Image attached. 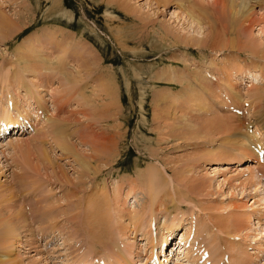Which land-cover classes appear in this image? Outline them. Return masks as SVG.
<instances>
[{
    "label": "rangeland",
    "instance_id": "obj_1",
    "mask_svg": "<svg viewBox=\"0 0 264 264\" xmlns=\"http://www.w3.org/2000/svg\"><path fill=\"white\" fill-rule=\"evenodd\" d=\"M177 1L0 0V12L12 22L9 35H0V117L17 118L24 107L35 109L31 117H21L35 124L29 134L12 137V132L5 137L0 126V192L15 185L13 209L27 215L46 210L45 216L57 223L50 237L33 240V233L39 236L38 230L46 226V218L41 212L29 218V238L35 243L22 254L26 264H108L118 261L111 242L131 264H147L154 248L160 257L163 246L170 250L167 255L172 254L164 264H210L208 258H197L212 252L216 261L218 250L219 264H264L263 158L252 146L250 157L240 154L242 148L233 150V132L223 127L226 123L217 124L222 118L237 119L246 137L236 141L246 144L250 138L253 146L258 142L264 149V61L249 55L253 47L264 53V1L250 2L256 16L250 32L243 35L248 43L245 53H238V48L213 49L219 37L209 43L208 22L215 23L216 15L213 0H182L180 7ZM196 12L201 25L190 19ZM14 21L20 26L16 28ZM229 83L240 96L231 95ZM257 85L263 96L254 101L250 94ZM36 94L45 98L47 113L36 106ZM55 111L61 121L47 125L45 118ZM82 132L88 139L113 137L118 144V157L97 168L103 173L94 185L95 177L85 176L77 158L58 147L62 134L89 157V143L79 141ZM149 167L167 169L166 178L175 179L155 199L149 197L153 190L140 182ZM252 170L262 176V186H254ZM80 181H86V195L66 197L73 188L68 182ZM102 186L110 194L109 217L113 216L101 214L107 216L103 225L110 232L100 225L88 227L89 215L82 213V202L104 196ZM31 188L35 195L26 198L27 192L22 198L24 189ZM4 192L0 200L8 198ZM41 197L44 203L36 204ZM73 199H79L82 210L70 208L76 204ZM164 224L174 225L179 234L188 225V247L180 250L179 235L166 239ZM203 224L211 231L203 233ZM105 233L109 236L101 239ZM129 248L132 257L127 255ZM188 249L199 262L184 258L182 251ZM139 256L141 263L136 261ZM175 256L180 260L172 261Z\"/></svg>",
    "mask_w": 264,
    "mask_h": 264
},
{
    "label": "bare ground",
    "instance_id": "obj_2",
    "mask_svg": "<svg viewBox=\"0 0 264 264\" xmlns=\"http://www.w3.org/2000/svg\"><path fill=\"white\" fill-rule=\"evenodd\" d=\"M164 1V0H163ZM241 1V3L239 4V3H237L236 4V2H237V0H213V3H214V5H215V8L213 9V11H214V13L216 14V15H213L214 16V21H215V23H211V22H208V26H207V31L209 32V33H211L210 34V36L209 37H206L207 39H209V43H210V40L212 39V38H214V37H219V40H218V43H217V46L216 47H214L213 49H216V48H218V50L220 49V50H228V49H237L238 50V53H242V52H246V48H245V46H247L248 45V43H246V41H245V39L243 40V35L245 34V33H247V32H250V30H251V27L255 24V16L256 15H252L253 13H254V7L252 6V5H250V2H251V0H240ZM264 1V0H263ZM159 3H161V2H159ZM183 3V1L182 0H178L177 1V7H180L181 6V4ZM260 4V3H259ZM250 5V6H249ZM264 5V4H263ZM174 12V11H173ZM203 12V11H202ZM205 12V11H204ZM208 12V11H207ZM195 14H197V12L196 13H191L190 14V19H191V21H193V22H195V23H197L198 25H201L202 23H203V21H202V19H200L199 17V15H195ZM258 16V15H257ZM204 19V18H203ZM11 20V18H9L4 12H0V35H1V37L3 38V37H5V35H7L8 33H10V29H9V25L10 24H12V22L10 21ZM15 22V26H16V28L17 27H19L20 25H18L17 24V22L16 21H14ZM217 24V25H216ZM217 26H218V28H217ZM220 28V29H219ZM220 30V31H219ZM251 34V33H250ZM9 35V34H8ZM39 35V34H38ZM230 37V36H232V37H230V38H228V39H225V38H223V37ZM201 37V36H200ZM202 38H203V36H202ZM205 38V37H204ZM186 39V38H185ZM195 39V38H194ZM192 39H188V41H191ZM201 40V39H200ZM199 40V41H200ZM27 40H24V42H26ZM33 41V40H32ZM188 41H187V43H188ZM198 41V42H199ZM191 42H193V40L191 41ZM201 42V41H200ZM215 42V41H214ZM208 43V44H209ZM63 44V43H62ZM197 44V43H196ZM200 44H202V43H198V45H200ZM256 44V43H255ZM76 45V44H75ZM78 48V47H77ZM245 49V50H244ZM21 52H22V50H21ZM24 52V51H23ZM81 55V54H80ZM249 55H251L255 60L256 59H259V60H263L264 61V53L262 52V51H260L258 48H254L253 47V49L252 50H250V52H249ZM73 57H74V55H73ZM93 57V56H92ZM262 62V61H261ZM36 70H37V68H36ZM238 71H241V70H238ZM176 72V71H175ZM32 73L35 75L36 74V72H35V70H32ZM239 76V75H238ZM254 76V75H253ZM39 80H40V78H38ZM256 79H258V78H256ZM255 79V80H256ZM169 80H171V79H169ZM182 79H180L179 78V84L181 83L182 84V81H181ZM260 80V79H259ZM262 80V79H261ZM25 81V80H24ZM41 81V80H40ZM178 81V80H177ZM253 82H254V79H253ZM100 85V84H99ZM253 85H256V84H253ZM235 88L236 87H234L233 85H231V83H229V91H230V93H231V95L233 96V97H235V95H237V96H240L239 94H240V92L238 91H236L235 90ZM106 90V89H105ZM104 90V91H105ZM256 90V91H255ZM42 91V90H41ZM107 91V90H106ZM254 91H255V93H251L250 94V97H252V99H254V101L256 100V99H261L262 98V94H261V92L259 93V88H258V85L256 86V89L254 88ZM253 91V92H254ZM169 93V92H168ZM229 93V94H230ZM61 94H63V93H61ZM167 94V93H166ZM64 95V94H63ZM242 95V94H241ZM171 96V95H170ZM243 96V95H242ZM167 97H168V95H167ZM159 98V97H158ZM160 98H161V96H160ZM238 98V97H237ZM240 98V97H239ZM35 99H36V101H37V103H38V105H36L40 110H45V113H47L48 111H49V109H47V105H45L43 102V100H45V98L44 97H42V96H40V95H38V94H36L35 95ZM172 99V98H171ZM157 100V99H156ZM162 99H160V101H161ZM164 100V99H163ZM166 100V99H165ZM46 101H47V98H46ZM57 101V100H56ZM170 101V100H169ZM161 102H163V101H161ZM36 103V102H35ZM256 103V102H255ZM249 105V104H248ZM30 108V107H29ZM29 108L28 109H26L25 107L22 109V111H21V113H18V115H17V118H15L14 116H12V115H10L8 112V114L10 115V116H7V114H6V116H2V117H0V123H1V126H7V128L9 127V124H10V122L11 123H18V122H20V120L22 119L21 117H26V118H28V117H31L30 115L32 114L31 113V111H33V110H35L34 108H33V110H30L29 111ZM90 108V107H89ZM38 109V111H40ZM197 111V110H196ZM56 112V111H55ZM29 113H30V115H29ZM33 114H35V113H33ZM43 114H44V111H43ZM167 114V113H166ZM50 116H47V118H45L46 119V121H47V125H48V123H52L53 125H56V124H54V123H56V122H58L59 123V121H61L60 120V118L58 119V116H59V114H58V112H56V113H50L49 114ZM45 116H46V114H45ZM187 117V116H186ZM234 117V116H233ZM236 117V116H235ZM259 117H260V115H259ZM254 118V117H253ZM258 118V117H257ZM24 119V118H23ZM31 119V118H30ZM27 120V119H26ZM44 120V119H43ZM220 120V119H219ZM229 121L227 122V119H223L222 118V120H220L219 122H217V124H220V123H222L221 125L223 126L224 125V123H226L227 125H225V126H223V127H225V128H227L228 129V131H230V133H232V140H234L233 141V145H232V149L233 150H238V152H239V150H240V154H242V156L243 157H250V156H253V154L254 153H252L253 152V150L251 149V146H252V148L254 149V151L256 152V155L258 156V157H260V153H261V151H263L262 153H261V155L264 153V149H262V146H260V145H257L258 144V142H257V144L256 145H252L253 143H252V140H249L248 138H247V140H244V141H246V144L244 143V142H242V144L240 145V143L238 142L239 140H240V142H241V140H243L244 138H242L241 139V136H244V134H242V132L240 131V129L242 128V125H243V123H241L240 121H238L237 119H235V120H232V117H229V119H228ZM255 120V119H254ZM264 120V119H263ZM79 121V120H78ZM29 122V121H28ZM75 124V123H74ZM177 124V123H176ZM216 124V123H215ZM216 124V125H217ZM174 125V124H173ZM190 125V124H189ZM214 125V124H213ZM31 126V125H30ZM45 126V125H44ZM51 126V125H50ZM177 126V125H176ZM218 126V125H217ZM22 127H24V126H22ZM54 127V126H53ZM204 127V126H203ZM219 127V126H218ZM31 128H32V126H31ZM30 128V129H31ZM49 128V127H48ZM208 128V127H207ZM247 128V127H246ZM263 129H264V127H262ZM1 129V128H0ZM33 129V128H32ZM59 129V128H58ZM224 129V128H223ZM187 130V129H186ZM225 130V129H224ZM242 130V129H241ZM51 131V130H50ZM54 134H57L56 133V129H55V131H52ZM60 132V131H59ZM204 132V131H203ZM76 133H77V131H76ZM83 133V132H82ZM86 133V132H85ZM253 133V132H252ZM186 134V133H185ZM13 135H15V133L13 134ZM44 135V134H43ZM80 135V134H79ZM175 135V134H174ZM234 135V136H233ZM258 135V134H257ZM257 135H254L253 137H254V140L256 139V141H258L259 139H258V136ZM45 136V135H44ZM60 138L59 139H61L59 142H58V147H60L61 148V150L63 151V152H67V153H69L71 156L73 155V156H75L76 158H77V162H78V164L80 165V167H82L84 170H83V173H84V175L86 176V175H88V176H92V178L93 177H95V179H93V185L95 184V182H96V180L98 179V177H99V175L101 174V170L100 169H98L97 170V168L98 167H103L102 165H104V164H106V165H111L115 160H116V158L118 157V155H119V153L117 152V142L115 141L116 139L115 138H113V137H108V138H102L101 136H96V135H93V137H89L90 139H88V137H86V135H84V133H83V135H81V136H83L82 138H81V136H80V140L79 141H82V142H84L86 145H87V143H89V147H91V155L89 156V157H87V156H85V155H82V153L81 152H79V151H77V150H75V144L74 145H70V143H69V141H67L66 140V138L62 135V134H59L58 135ZM85 136V137H84ZM193 136H195V138H199L200 136L199 135H196V134H194ZM260 136V135H259ZM56 137L57 136H54V138L56 139ZM244 137H246V136H244ZM42 138V137H41ZM44 138V137H43ZM78 138V137H77ZM261 138V137H260ZM17 139V138H16ZM58 139V140H59ZM238 139V141H236ZM246 139V138H245ZM57 140V141H58ZM169 141V140H168ZM8 142H10V141H8ZM259 142H260V140H259ZM231 143V142H230ZM256 143V142H255ZM9 144V143H8ZM80 144H81V142H80ZM11 145V144H10ZM83 145V144H82ZM75 147V148H74ZM228 149V148H227ZM75 150V151H74ZM230 151V150H229ZM47 153V152H46ZM46 153H44V154H46ZM48 154V153H47ZM210 156H213V155H215V153L214 152H209L208 153ZM218 155H220V154H218ZM112 156V157H111ZM222 156H224V155H222ZM46 157H48V156H46ZM111 157V158H110ZM263 160H262V163H263V167H264V155H263ZM254 160H256L257 161V163H258V158H255L254 157ZM261 162V161H260ZM260 162L258 163V165L260 166L261 164H260ZM261 166V167H262ZM195 167V166H194ZM157 167H149V168H147V170L145 171V172H143V175L144 176H142L143 178H141L140 179V182L141 183H143V184H145V186L147 187V189H149V190H153V192H152V194L153 195H149V197H151V198H153V199H155L157 196H158V193L165 187H168V185L169 186H171V184L173 183V182H175V179H172V180H170L169 179V177L168 178H166V176H167V174H168V172H167V169H156ZM256 168V167H255ZM254 168V169H255ZM258 168V167H257ZM183 169V168H182ZM218 169V168H217ZM216 170V169H215ZM189 171V170H188ZM247 171H248V169H247ZM256 171V170H255ZM254 170H252V173H251V181H253V179H256L257 181H255L254 180V186H257V185H261L262 186V182H260V181H258V179H260V178H262V176H256V175H258V173H256ZM183 172V171H182ZM218 172V171H217ZM53 173V172H52ZM103 173V172H102ZM256 173V174H255ZM16 174V173H15ZM53 174H58L57 172H54ZM63 174H65V176H66V173H63ZM142 174V173H141ZM14 175V174H13ZM25 175V174H24ZM98 176V177H97ZM264 177V176H263ZM14 178H15V180L17 179V176L15 175L14 176ZM13 178V179H14ZM174 180V181H173ZM177 180V179H176ZM85 182L86 181H80L79 183H72V182H68V184L69 185H71L72 187V189L70 190V191H68L67 193H66V197H69V198H75L76 196H77V194L78 193H83V196H85L86 194H84L85 193V191L88 189V188H85L84 186H85ZM98 182V181H97ZM201 182V181H200ZM35 186V185H34ZM107 186V185H106ZM106 186L104 187V186H102V188H101V190H99V191H102V190H104L105 192H103L101 195L103 196V197H97V199H95L94 197L92 198V200H88V201H85V202H82V207H85L84 208V210H83V212L82 213H85L86 214V217H88L87 216V214L89 215V218H90V220H88L89 218H87V220H86V222H87V225H88V227H90V226H92V228H97V227H99V225L100 226H103V228L104 229H106L108 232H110V230H109V226L107 227V226H104L103 225V222H105L106 220L104 219V217H107L106 215L103 217V216H101V214H105V213H108V218H112V216L111 217H109L110 216V214H109V203H108V200H109V195H108V191L109 190H107L106 189ZM14 187H15V185L14 186H12V187H10V188H8L9 190H3V191H5L4 193H5V196H7L8 195V198L6 199V198H3L4 200H0L1 202H0V264H26L24 261L25 260H23V258H22V254H26V252L25 251H27V250H30V249H28V247L27 246H32L33 245V242L35 243V241H33L34 240V238H44V237H47V235L49 234V237H50V235H51V233L54 231V229H55V226H56V222H55V219H50V218H48V217H46L45 216V211L46 210H44V211H39V209H38V211H31V212H28V215L26 214V213H24V212H22V211H16V209H13L12 208V205H11V201L12 202H15L14 200H13V198L14 197H16L15 196V193H16V190H14ZM96 187V190L98 189V187H99V185H98V187L97 186H95ZM174 187V186H173ZM262 188V187H261ZM263 188H264V185H263ZM7 189V188H6ZM16 189V188H15ZM73 189H75V192L74 191H72ZM156 189H158L157 191H156ZM175 189V188H174ZM31 190L32 191H30V189H24V191H25V194H21L22 195V198L23 197H25L26 196V193L27 192H29L28 194H27V196H26V198L27 197H29L30 198V195H35L34 194V192L35 191H33L34 189L33 188H31ZM79 190V191H78ZM180 190V189H179ZM3 191H1L0 192V195H1V193H3ZM181 191V190H180ZM15 192V193H14ZM19 192H20V190H19ZM22 192V191H21ZM156 193H157V195H156ZM178 193H179V191H178ZM116 194H118V193H116ZM150 194V193H149ZM25 195V196H24ZM65 195V194H64ZM155 195V196H154ZM98 196V195H97ZM170 196V195H169ZM172 197V196H171ZM183 197H184V195H183ZM100 198V199H99ZM103 198V199H102ZM32 199V198H31ZM36 199V198H35ZM34 199V200H35ZM40 200H42V201H40ZM40 200L39 201H37V199L35 200V201H37L36 202V204H39V203H41V204H43L44 203V201H43V199H42V197L40 198ZM73 200H75V199H73ZM79 200V199H78ZM78 200H75L76 202V204H73V205H71L70 206V208H73V210H74V208L76 207V209H78V207L80 208L81 207V204L79 205V204H77V201ZM47 200H45V202H46ZM187 201V200H186ZM48 202V201H47ZM188 202V201H187ZM59 203V202H58ZM57 203V204H58ZM190 203V202H189ZM83 204H84V206H83ZM117 204V203H116ZM14 205H16V202L14 203ZM29 205V204H28ZM59 205V204H58ZM87 205V206H86ZM107 205H108V208H107ZM17 206V205H16ZM21 207V206H20ZM23 207V206H22ZM21 207V208H22ZM59 207V206H58ZM82 207H81V210H82ZM24 208V207H23ZM48 208V207H47ZM11 209V210H10ZM49 209V208H48ZM47 209V210H48ZM73 210H71V209H69L68 210V212L69 211H73ZM111 210V209H110ZM119 211V210H118ZM39 212H41V214H44V216L43 217H45L46 219V221L45 222H42L43 223V225H45L46 224V226L44 227V228H41L40 230H38V231H40V235H39V232H38V235L39 236H37V233H33V236H32V238L30 237V235H32L31 233H32V230H30L31 229V227H30V220H29V218H32V216H35V214H38ZM67 212H65L64 214H66ZM113 213V212H112ZM39 215V214H38ZM38 215H37V218H38ZM27 216H30V217H27ZM35 218H36V216H35ZM34 218V219H35ZM33 219V218H32ZM31 219V220H32ZM86 219V218H85ZM119 219V218H118ZM29 220V221H28ZM109 220V222L108 223H113V222H110V219H108ZM28 221V222H27ZM35 221V220H34ZM203 221V220H202ZM172 222V221H171ZM170 222V223H171ZM183 222V221H182ZM175 224V223H174ZM49 225V228L47 227ZM114 225V224H113ZM119 225V224H118ZM164 226H165V228H164ZM198 226H199V224H198ZM203 226H205V228L206 229H203L202 228V226H201V229L203 230L202 232L203 233H205L204 231H206L207 229H208V232H209V230H210V226H208L207 224H203ZM261 226V225H260ZM193 227V226H192ZM191 227V228H192ZM253 227V226H252ZM48 228V229H47ZM68 228V227H67ZM163 228L164 229H166V231H168V233L169 234H167L166 236H165V238L167 239L168 237H170V236H177V235H179L180 236V240H179V242H178V244H179V246H182L181 248H180V250H182V248L184 247V246H186L187 244V242L189 241V240H191V231H190V233H187L188 231H187V228H189V226L188 225H186V224H184V226L183 227H181V231H182V233L181 234H179V232L176 230H174V225H172V224H164L163 225ZM195 228V227H194ZM62 229V228H61ZM184 230V231H183ZM198 231H200V230H197V232H196V230L194 229V233L195 234H198ZM211 231V230H210ZM193 233V234H194ZM211 233V232H210ZM52 234H54V233H52ZM61 234V233H60ZM195 234H194V236H195ZM208 234V233H207ZM123 235V234H122ZM53 236V235H52ZM106 236H109L107 233H105L104 234V236L101 238V239H103L104 237H106ZM197 236V235H196ZM31 239H33V240H31ZM54 237V236H53ZM107 238V237H106ZM105 238V239H106ZM110 238V237H109ZM108 238V239H109ZM111 239V238H110ZM162 239V238H161ZM113 241V240H112ZM196 241H198V240H196ZM106 243V242H105ZM109 243V242H108ZM107 243V244H108ZM170 243V242H169ZM191 243H193V241H191ZM112 246H113V248L115 249V254H114V257H117V259H118V261H112V262H109L108 264H121V263H124V264H131L129 261H128V259L124 256V254L119 250V248L116 246V245H114V243L113 242H111L110 243ZM177 244V245H178ZM156 245V244H155ZM119 246V245H118ZM166 246V245H165ZM175 246V245H174ZM174 246H172V247H170V248H172L173 249V247ZM193 246V245H192ZM167 247V246H166ZM133 247H131V249H132ZM153 248H154V246H153ZM192 248V247H191ZM131 249L129 248V250H128V252L129 253H127V255H131L130 257H132V254H131ZM169 249V248H168ZM44 250H46V249H44ZM155 250V248L150 252V256H149V262L147 263V264H149L150 263V261H151V259H152V257H153V255L156 253V251H154ZM170 251V250H169ZM169 251H167L165 248H164V246L161 248V250H160V257H164V258H166V256H171L172 254L170 253V254H168L167 255V253H169ZM199 251H201V249L199 250ZM208 251V250H207ZM205 252V251H204ZM210 252H211V250H210ZM217 253V260L215 261V259H214V257L212 258V256H211V253H208V254H210V256L208 257V260L206 261L207 263L209 262L210 264H219V262L221 261L220 259L222 258V256H221V254H219V250L218 251H216ZM140 253V252H139ZM138 253V254H139ZM28 254H29V251H28ZM179 254V253H178ZM177 254V255H178ZM182 254H183V256H184V258L186 259L187 258V261L188 262H190V259H195V256H194V254H193V251H191V249H188V251H182ZM204 254V253H203ZM213 255H215V254H213ZM183 256H182V258H183ZM140 257V256H139ZM159 257V258H160ZM179 257L180 256H175V257H173L171 260L173 261V259L175 260L176 258H177V260H180L179 259ZM157 260H154L153 261V264H164V261L163 262H161V260L160 259H158V258H156ZM167 259V258H166ZM198 260H201L202 259V255H200V257L199 258H197ZM197 259H195L194 261H196ZM142 259H141V257L140 258H138V260H136L137 262L139 261V263H141L140 261H141ZM170 260V259H169ZM197 260V261H198ZM146 261V260H145ZM131 262H134V261H131ZM182 262V261H181ZM199 262V261H198ZM197 262V263H198ZM202 262H205V260H203L202 259ZM250 262V261H249ZM28 263H30V262H28ZM46 263V262H45ZM48 263V262H47ZM96 263V262H95ZM136 263V262H135ZM166 263V262H165ZM174 263V262H173ZM93 264V263H92ZM105 264H107V263H105ZM134 264V263H133ZM138 264V263H137ZM190 264V263H189ZM195 264H196V262H195ZM202 264V263H201ZM206 264V263H205ZM239 264V263H238Z\"/></svg>",
    "mask_w": 264,
    "mask_h": 264
}]
</instances>
